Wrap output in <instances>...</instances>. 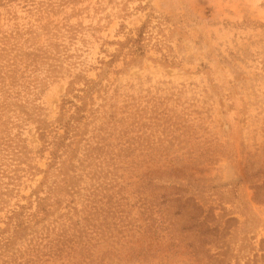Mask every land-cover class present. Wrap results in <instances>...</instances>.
Returning a JSON list of instances; mask_svg holds the SVG:
<instances>
[{
  "label": "rangeland",
  "instance_id": "374dc122",
  "mask_svg": "<svg viewBox=\"0 0 264 264\" xmlns=\"http://www.w3.org/2000/svg\"><path fill=\"white\" fill-rule=\"evenodd\" d=\"M0 264H264V0H0Z\"/></svg>",
  "mask_w": 264,
  "mask_h": 264
}]
</instances>
